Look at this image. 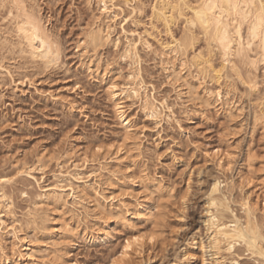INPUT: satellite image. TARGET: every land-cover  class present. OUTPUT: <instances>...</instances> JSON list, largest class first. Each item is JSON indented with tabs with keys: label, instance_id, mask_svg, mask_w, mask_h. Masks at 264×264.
<instances>
[{
	"label": "bare ground",
	"instance_id": "6f19581e",
	"mask_svg": "<svg viewBox=\"0 0 264 264\" xmlns=\"http://www.w3.org/2000/svg\"><path fill=\"white\" fill-rule=\"evenodd\" d=\"M230 2L238 7L230 8L229 0H211L217 5L215 11L207 7L209 0H153L149 5L141 0H86L94 15L92 23L84 28L73 47V55L78 61L76 68L73 63L65 61L59 34L53 32L51 21L43 18L38 0H7V7H0V11H8L7 17L0 20V84L8 80L14 91L19 86L36 88L37 82L32 79L31 71L48 76L56 70L70 72L75 68L77 72L107 84L115 120L123 130L122 143L119 144L104 140L95 148L84 150L77 144L78 140L72 138L63 154L52 156L40 152L36 169L45 172L50 162L55 163L57 170L52 174L53 182L40 187L41 193L33 201L34 207L28 211L27 226L16 218L13 202L5 191L14 179L0 177V264H78L69 253L77 242L93 246L108 244L114 241L120 227L129 230L130 236L123 239L125 243L112 264L141 262L143 256L155 248L153 235L156 232L147 236L137 229V225L158 224V219L164 214L155 199L169 197L172 191L145 171L141 172L140 178H135L134 170L142 152L136 141L137 127L127 113L126 104L138 105L147 116L158 122L165 118L172 120L174 112L166 101H158L155 90L149 89L142 77L138 42L127 37L132 31L127 33L125 26L128 22L136 28L144 24L127 16V10L131 9L136 14L133 17L145 16L149 21L150 31L147 29L145 35L153 37L157 43V53L159 51L164 61L161 67L168 74L177 96L187 97V101L191 99L192 102L198 100L199 90L203 89L205 101L202 100V108L216 109L230 120L235 117L241 119L246 110L233 97L239 89L236 90V83L233 85L232 81H237L247 90L244 93L248 92L253 98L250 102L251 120L254 122L252 133L260 128L264 136V44L254 39L251 48L248 47V28L256 22V9L247 8L246 0ZM146 8H149L147 15ZM221 16L217 28L212 18ZM180 22L185 28L178 38L173 28ZM10 26H13L12 30ZM118 29L125 40L116 34ZM140 33L142 35L143 32ZM162 33L166 39L162 38ZM147 38L141 36L140 42L148 50L153 49ZM108 47L120 51L121 58L132 66L123 85L108 75L110 66L104 62L100 52ZM188 79L196 80V83L190 84L192 80L187 83ZM209 84L214 86L213 89H208L211 88ZM78 91L77 87L64 92L76 95ZM43 97L54 105L63 106L69 114L79 113L87 118L83 109L74 100H68L61 90L56 92L50 88ZM246 152L244 163L250 173L247 176L242 173L246 176L243 177L239 171L238 185L236 179L223 177L234 172L236 154L228 149L212 152L211 160L221 175L209 171L213 173H205L206 177L201 181V194L205 201L202 224L206 233L202 235L200 230L192 231L190 237L184 239L181 249L178 248L181 250L180 259L170 261V264H242V257L237 252L241 248L251 260L264 264L261 255L264 253V223L259 219V215L264 218V207H261L262 204L264 206V162L260 169L263 174L256 176L254 151L249 148ZM15 164L16 177L30 175L35 170L24 162ZM189 189L190 186L187 195ZM236 189L242 193L240 199L234 197ZM187 195H182L183 204ZM236 204L242 211L241 215L237 214L236 206L233 208ZM6 217L11 218V224H7ZM31 232L36 234V241L30 240ZM137 237L141 239L137 240ZM7 238L14 243L8 245Z\"/></svg>",
	"mask_w": 264,
	"mask_h": 264
},
{
	"label": "rangeland",
	"instance_id": "374dc122",
	"mask_svg": "<svg viewBox=\"0 0 264 264\" xmlns=\"http://www.w3.org/2000/svg\"><path fill=\"white\" fill-rule=\"evenodd\" d=\"M141 1L145 5H149L153 0ZM38 2L43 18L46 21H51L53 32L59 34L58 38L63 45L65 61L73 63L76 68L78 61L73 55V47L82 36L84 28L92 23L94 12L87 7L86 0H38ZM146 10L147 15L149 8ZM127 13L130 18H136L140 24H144L136 28L135 25L128 22V26L127 24L125 26L126 31H129L127 33L132 31V34H127V37L132 38L136 43L138 42L141 65L139 67L142 77L149 89L155 90L154 93L158 101H166L174 112L172 120L169 119V121L168 118H165L166 120L158 122L147 116L138 105L133 106L131 102L126 104L127 113L137 127L136 141L140 144L142 152L138 166L134 170L135 178H140L141 172L145 171L148 176L150 175L149 177L152 176L151 178L160 180L167 189L172 191L169 197L167 196L162 200L159 197L155 199L156 205L160 210L162 209L161 212L164 214L158 219V224L155 223L154 226L151 223L137 225V229L142 230V233L147 234V236L155 232L157 236L153 235L155 248L149 250L141 262L136 260L134 264L138 262V264H170L180 259L181 250L179 249H181L184 239L190 237L192 231L200 230L202 235L206 233L202 224L205 201L201 194V181L203 177H206L205 173H209V171H213L214 173H212L215 175H221L211 160L212 152L214 153L217 149L222 151L228 149L236 154L234 172L222 176L225 178L230 176L229 178L237 181L240 180V173H245V175L250 173L246 169L244 160L246 151L252 148L255 154L253 169L256 176L262 175L260 169L262 168L261 163L264 162V136L260 128L255 129L252 133L254 122L251 120L252 106L250 102L253 98L251 99L248 92L244 93L247 90L237 81H232L233 85L236 83V90L239 89L233 97L246 110L241 119L235 117L236 120L235 118L230 120L229 117L217 112L216 109L202 108L203 105L201 104L205 101L203 89L199 90L201 94L199 95H203V98L199 96V101L190 102L191 99H188V102L187 97H183V99L177 96L178 93L172 88L168 74L162 68L163 64L161 65V63L164 61L159 55V51L157 53V43L153 37L145 35L147 29L150 31L149 21L145 16L133 17L136 14L132 13L131 9L127 10ZM7 15L8 11L2 9L0 20L6 18ZM142 17L147 20L146 22L144 20L145 23H142ZM182 23L180 22V25L177 24L173 28L175 37L180 38L181 34L184 33L182 30L185 25ZM10 28L12 30L13 26ZM160 30L163 31L162 28ZM117 31L116 34L120 35L121 30L118 29ZM135 32L139 34L136 35ZM140 32H143L142 35ZM138 35L145 39L148 37L147 40L150 41L151 45L153 44V49L149 50L155 54L149 52L148 48L140 42L141 36ZM120 36H123L122 40H125L124 35ZM161 36L166 39L165 33H162ZM151 40L154 41L151 42ZM201 44L200 46H202ZM100 52L103 53L104 62L110 66L108 75L116 78L118 84H125L132 69L130 63L123 60L121 52L112 47L105 48ZM5 56L11 58L10 55L5 54ZM75 68L70 72L56 70L48 76L37 75L36 71H31L32 79L37 82V90L36 88L30 89L19 86V89L14 91L9 87L8 80L4 84H0V93H4L0 100V177L14 179L5 191H7L8 198L13 202L16 218L26 226L29 220L28 211L34 207L33 201H36L37 195L39 192L41 193L40 187L51 184L53 182L52 174L57 170L55 163L50 162H48L45 172L36 169L37 155L40 152H47L52 156L63 154L68 150V142L72 138L78 140L77 144L84 150H91L104 140L109 143H122L123 130L115 120L113 106L108 98L107 84L98 78L92 79L85 73H79ZM195 81L188 79L187 83L194 84ZM77 87L79 91L76 95L64 92L66 89L72 90ZM208 87V89H213L214 86L209 84ZM50 88L56 92L61 90L68 100H74L79 108L83 109L87 118L79 113L77 115L69 114L63 106L54 105L45 100L43 96ZM21 90L25 93H22ZM166 114H169L168 111ZM16 162L27 163L35 170L30 172V175L16 177L17 169L14 167ZM239 171L240 173H238ZM236 181L237 185L240 184V181ZM234 192L235 199H240L242 196L240 190L236 189ZM182 195H187L185 204L181 202ZM261 207H264L263 204ZM233 208L238 215H241L242 211L238 204L234 205ZM262 217L259 215L263 224L264 218ZM10 220V217L5 219L7 224H11L12 220ZM92 223L94 222L92 221ZM117 231L118 234L116 233L114 241L108 244L93 246L77 242L76 247L71 249L72 251L69 250L70 258L78 264H112L114 258L120 253L122 245L125 243L124 240L130 236V231L124 230L122 227L118 228ZM35 235L31 232L29 234L30 240L36 241ZM11 240L7 238L8 245L12 244L13 241ZM43 240L46 241L47 239L43 238ZM172 243H175L176 247ZM237 252L242 257L240 260L242 264H261L259 261L251 260L248 253L242 248Z\"/></svg>",
	"mask_w": 264,
	"mask_h": 264
},
{
	"label": "snow or ice",
	"instance_id": "6c2138e0",
	"mask_svg": "<svg viewBox=\"0 0 264 264\" xmlns=\"http://www.w3.org/2000/svg\"><path fill=\"white\" fill-rule=\"evenodd\" d=\"M0 7H7V0H0ZM207 7L209 8V10L215 11L217 5L212 4L211 0H209V4L207 5ZM229 7L234 8V7H238V5H233L229 0ZM246 7L251 8V9H256V17H257L256 22L250 25L248 28V39L250 41V43L248 44V47L251 48L252 46L251 41L254 39L259 40L261 41V44H264V0H246ZM221 19H222V16L212 18V22H214L217 25V28H219L220 26ZM241 45L243 46L242 41H241ZM225 51H227V49H225ZM249 87H252V85H249ZM97 150L99 151V149ZM139 239L141 238L137 237V240ZM153 239H155V237H153ZM229 251H231V248H229ZM261 255H262V258H264V253H262Z\"/></svg>",
	"mask_w": 264,
	"mask_h": 264
}]
</instances>
